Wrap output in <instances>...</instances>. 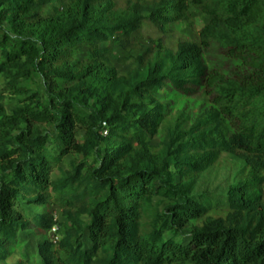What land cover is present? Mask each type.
<instances>
[{
    "label": "trees",
    "instance_id": "16d2710c",
    "mask_svg": "<svg viewBox=\"0 0 264 264\" xmlns=\"http://www.w3.org/2000/svg\"><path fill=\"white\" fill-rule=\"evenodd\" d=\"M0 77V264H264V0H0Z\"/></svg>",
    "mask_w": 264,
    "mask_h": 264
},
{
    "label": "rangeland",
    "instance_id": "374dc122",
    "mask_svg": "<svg viewBox=\"0 0 264 264\" xmlns=\"http://www.w3.org/2000/svg\"><path fill=\"white\" fill-rule=\"evenodd\" d=\"M173 29L179 31L180 27L178 25H173ZM181 33H184L186 35H189L190 37H194L192 32L189 29H183L180 31ZM126 54L121 51L117 50V52L113 55L114 64L116 67L121 71H126L129 68V64H125L121 58L125 57ZM35 83V82H34ZM32 83L33 88H36L35 84ZM4 86V80L0 77V92L2 91ZM6 106L8 110L10 111L14 105L15 102L12 98L7 97L5 100ZM231 173V166L223 165L214 170L213 172L207 174L204 178H202L200 182V191L210 190L212 193H221L226 190V186L228 183L229 175ZM159 200L156 199L155 202H158ZM22 203L24 205L25 210L30 215L31 218H33L36 214L41 213L43 210L41 208L31 206L24 202L22 200ZM167 205V202L160 205V209L163 210L164 207ZM51 212L53 216L55 217L57 223H61L64 221L62 214L57 206L51 207ZM56 228H54L48 235L51 239L54 241L57 240V237H54ZM44 233L31 228L28 229L26 232H23L20 234L19 239L20 241L24 242V245H22L19 249L16 250L13 257L10 259L11 264H17L21 260H30V264H40L38 259V245L44 241ZM189 234H186V238L183 240L184 242H187L189 240Z\"/></svg>",
    "mask_w": 264,
    "mask_h": 264
},
{
    "label": "built area",
    "instance_id": "2783aa9c",
    "mask_svg": "<svg viewBox=\"0 0 264 264\" xmlns=\"http://www.w3.org/2000/svg\"><path fill=\"white\" fill-rule=\"evenodd\" d=\"M57 239V238H56Z\"/></svg>",
    "mask_w": 264,
    "mask_h": 264
}]
</instances>
